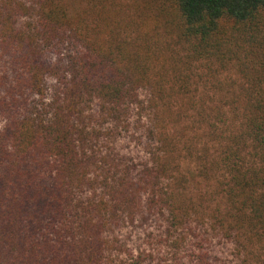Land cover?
I'll use <instances>...</instances> for the list:
<instances>
[{"label":"trees","instance_id":"obj_1","mask_svg":"<svg viewBox=\"0 0 264 264\" xmlns=\"http://www.w3.org/2000/svg\"><path fill=\"white\" fill-rule=\"evenodd\" d=\"M0 264H264V0H0Z\"/></svg>","mask_w":264,"mask_h":264}]
</instances>
